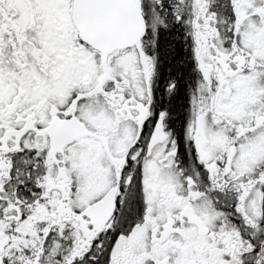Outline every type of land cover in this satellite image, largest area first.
<instances>
[{
	"label": "snow or ice",
	"instance_id": "6c2138e0",
	"mask_svg": "<svg viewBox=\"0 0 264 264\" xmlns=\"http://www.w3.org/2000/svg\"><path fill=\"white\" fill-rule=\"evenodd\" d=\"M0 264H264V0H0Z\"/></svg>",
	"mask_w": 264,
	"mask_h": 264
}]
</instances>
